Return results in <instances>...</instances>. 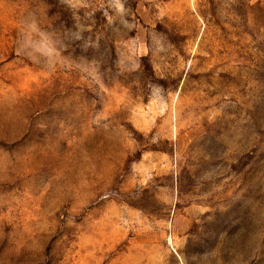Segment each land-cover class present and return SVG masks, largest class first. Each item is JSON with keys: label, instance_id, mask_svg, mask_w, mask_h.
Wrapping results in <instances>:
<instances>
[{"label": "rangeland", "instance_id": "1", "mask_svg": "<svg viewBox=\"0 0 264 264\" xmlns=\"http://www.w3.org/2000/svg\"><path fill=\"white\" fill-rule=\"evenodd\" d=\"M0 264H264V0H0Z\"/></svg>", "mask_w": 264, "mask_h": 264}]
</instances>
